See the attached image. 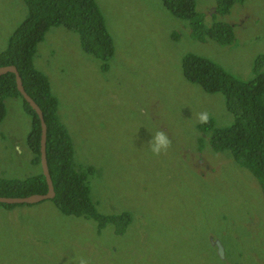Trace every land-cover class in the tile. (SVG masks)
<instances>
[{
	"label": "rangeland",
	"instance_id": "rangeland-1",
	"mask_svg": "<svg viewBox=\"0 0 264 264\" xmlns=\"http://www.w3.org/2000/svg\"><path fill=\"white\" fill-rule=\"evenodd\" d=\"M95 1L113 41L108 68L60 25L46 29L33 65L58 101L74 169L92 167L96 211L115 218L64 214L50 198L0 204V264H78L80 257L89 264H264V187L228 150L212 147L215 131L233 119L224 95L181 71L183 55L195 53L237 79L251 78L264 55V0H243L223 15L213 14L217 0H195L205 25L231 26V44L192 37L161 0ZM26 12L24 0H0V52ZM201 111L209 113L205 124L196 119ZM31 128L22 99L6 97L0 180L41 170L27 143ZM155 130L170 140L159 155L146 144Z\"/></svg>",
	"mask_w": 264,
	"mask_h": 264
},
{
	"label": "trees",
	"instance_id": "trees-1",
	"mask_svg": "<svg viewBox=\"0 0 264 264\" xmlns=\"http://www.w3.org/2000/svg\"><path fill=\"white\" fill-rule=\"evenodd\" d=\"M27 12L23 20L9 34L5 48L0 52V66L14 65L24 91L42 112L45 123V157L54 195L50 199L64 214L83 216L94 220H114L113 215L96 211L90 197L87 175L92 167L81 173L74 169L73 146L65 125L58 116V101L52 94L44 73L33 65L36 45L51 26H63L78 34L81 49L100 61L101 70L108 68L113 55V41L95 0H24ZM173 16L184 19L192 37L214 39L220 44H231V26L222 20L205 25L195 9V0H161ZM243 0H217L213 14H226L235 3ZM264 55L257 56L253 76L246 80L233 77L215 62L195 53H186L181 59L184 78L209 93L220 92L225 107L232 115V123L218 128L211 144L214 151L228 150L240 166L246 168L264 187ZM20 97L32 119L27 143L33 154L32 162L39 163L40 124L35 111L16 88L14 74L0 75V121L4 116V99ZM46 182L41 170L24 179L0 180L1 196L24 197L44 193ZM5 206L13 204L1 203ZM121 218L128 215L123 211ZM130 215V214H129ZM216 250V247H214ZM218 254V253H217ZM219 255V254H218ZM224 261V256L219 255ZM226 263V262H224Z\"/></svg>",
	"mask_w": 264,
	"mask_h": 264
},
{
	"label": "water",
	"instance_id": "water-1",
	"mask_svg": "<svg viewBox=\"0 0 264 264\" xmlns=\"http://www.w3.org/2000/svg\"><path fill=\"white\" fill-rule=\"evenodd\" d=\"M6 72H12L14 74L15 79V85L19 93L22 95V97L27 101V103L30 105V107L35 111V113L38 116L39 124H40V134H39V165L41 168V172L44 176L45 182H46V191L42 194L40 193H33L28 196L24 197H18V196H1L0 195V202L1 203H33L37 202L43 199L51 198L54 195L53 185L52 181L48 172L47 163H46V157H45V123L43 120L42 112L38 105L34 102V100L24 91L20 76L15 68L14 65H2L0 66V75L4 74ZM217 249L219 255H223V249L219 242H217Z\"/></svg>",
	"mask_w": 264,
	"mask_h": 264
},
{
	"label": "clouds",
	"instance_id": "clouds-1",
	"mask_svg": "<svg viewBox=\"0 0 264 264\" xmlns=\"http://www.w3.org/2000/svg\"><path fill=\"white\" fill-rule=\"evenodd\" d=\"M197 122L205 124L209 120V113L201 111L197 113ZM148 150L152 155H159L160 153L167 151L170 147V140L166 133L162 130H155L150 133V139L147 141ZM78 264H89L86 257H80Z\"/></svg>",
	"mask_w": 264,
	"mask_h": 264
}]
</instances>
